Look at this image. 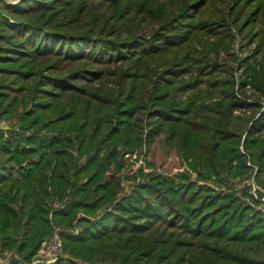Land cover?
<instances>
[{"label": "trees", "instance_id": "16d2710c", "mask_svg": "<svg viewBox=\"0 0 264 264\" xmlns=\"http://www.w3.org/2000/svg\"><path fill=\"white\" fill-rule=\"evenodd\" d=\"M89 1L0 0V120L17 118L22 129H0V256L8 251L19 256L0 264H26L54 226L72 228L81 212L78 234L62 232L65 247L80 262L61 258L50 264H93L104 257L109 264H264V217L232 194L197 185L186 174L175 179L153 172L142 175L130 194L119 195L122 148L142 141L132 122L147 106L142 90L134 95L137 80L146 78L139 74L141 64L167 50L168 42L179 45L181 37L170 35L176 15L165 14L151 34L139 29L124 33L126 39L114 37L119 34L114 21L124 19L126 8L147 10L158 0H98L109 4L112 22L100 8L90 30L48 22L71 2H79L81 15L87 13ZM171 72L166 66L159 73L166 85L160 92L159 80L153 81L147 97L155 103L150 119L156 124L148 138L169 130L168 139L185 155L198 149L196 157L209 169L219 164L231 171L234 160L244 158L238 153L239 132L230 131L239 127L234 106L217 109L223 103L213 102L216 92L207 104L195 94L176 103L182 107L169 105L167 99L178 93L172 88L177 83H168ZM113 77H124L129 90L124 83L109 88ZM203 103L208 113H202ZM261 134L264 114L245 139L260 175Z\"/></svg>", "mask_w": 264, "mask_h": 264}, {"label": "rangeland", "instance_id": "374dc122", "mask_svg": "<svg viewBox=\"0 0 264 264\" xmlns=\"http://www.w3.org/2000/svg\"><path fill=\"white\" fill-rule=\"evenodd\" d=\"M197 1L199 0H158L150 4V9L147 10L140 6H135L134 9L126 8L124 19L114 21L119 33L114 37L126 39L124 33L139 29L144 35L151 34L161 27L162 15H176L172 25L170 24V28L173 29H170L172 32L170 35L176 34L181 37L179 45L168 42L170 46L167 50L150 56L148 62L141 64L143 69L140 68L139 74L146 75V78L137 80V86L134 88L137 93L134 92V95L140 97L142 90L147 106L138 110L132 122L139 127L142 141L134 148L127 150L122 148L124 168L116 173L120 178L119 195L122 197L130 194L141 181L142 175L157 172L178 179L180 174H186L197 185L207 186L221 194H232L242 206L251 207L264 217V174H259V165L250 159L245 146L249 127L264 114V0ZM89 3L90 9L81 15L82 6L78 8L79 2H71V5L62 11L53 13L48 18V22L50 21L51 27L55 28L90 30L96 27L94 23H98L102 15L100 8L112 22L111 17L109 18L111 12L108 3H100L98 0H90ZM148 10L151 11L147 12ZM165 43L166 41L159 45L165 46ZM166 66H171L173 71L166 75L168 83H177L172 88L178 89L175 98L167 99L169 105L182 107L176 103L194 99L195 94L200 103L204 101L207 104L210 92H216L211 97L214 98L213 102H220L222 99L223 103V106L217 109L225 108L226 103L230 102L234 106V116L239 118L238 122L237 120L235 122L239 127L231 126L230 131L239 132L238 153L244 158L235 159L231 171V168L219 164L209 169L196 157L198 149L194 150L195 154L185 155L181 145L168 139L169 130H162L152 139L148 138L150 129L156 124L150 119L152 104L155 103L149 101L147 97L152 95L153 87L156 86L154 82ZM111 71L117 70L113 68ZM122 83L129 90L131 85L126 84L124 77L121 79L113 77L106 84L109 88L117 89ZM156 84L160 92L163 91L160 90V86L166 85L162 80ZM93 85L102 87L97 82ZM204 103L201 105L202 113L208 111ZM11 128L22 130L17 118L0 120V129L7 131ZM261 135L264 138V134ZM195 146H191V150L195 149ZM241 162L244 169L238 168ZM113 168L115 166L109 171L112 172ZM59 204V202L53 203L55 206ZM82 216H85V213L81 212L78 218ZM78 218L73 221L72 228L54 226L52 233L42 242L36 255L26 264H50L61 258L80 262V259L70 254V249L68 252L62 236V232L78 234L81 230L77 225ZM54 243L57 244L55 249L52 247ZM67 246L74 248L76 244H67ZM11 255L19 257L14 252L8 251L0 256V262L7 263ZM103 259L100 258V261H94L93 264H109ZM152 263V261L147 262V264Z\"/></svg>", "mask_w": 264, "mask_h": 264}, {"label": "built area", "instance_id": "2783aa9c", "mask_svg": "<svg viewBox=\"0 0 264 264\" xmlns=\"http://www.w3.org/2000/svg\"><path fill=\"white\" fill-rule=\"evenodd\" d=\"M52 247H53V249H55V247H57V244H56V243H54Z\"/></svg>", "mask_w": 264, "mask_h": 264}]
</instances>
